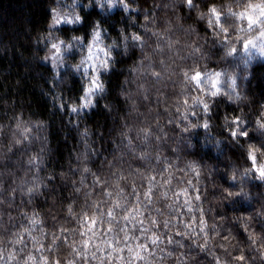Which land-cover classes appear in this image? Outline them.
Masks as SVG:
<instances>
[{
	"label": "clouds",
	"instance_id": "clouds-1",
	"mask_svg": "<svg viewBox=\"0 0 264 264\" xmlns=\"http://www.w3.org/2000/svg\"><path fill=\"white\" fill-rule=\"evenodd\" d=\"M43 7L0 11V264H264V0Z\"/></svg>",
	"mask_w": 264,
	"mask_h": 264
},
{
	"label": "trees",
	"instance_id": "trees-1",
	"mask_svg": "<svg viewBox=\"0 0 264 264\" xmlns=\"http://www.w3.org/2000/svg\"><path fill=\"white\" fill-rule=\"evenodd\" d=\"M44 0H0V11L4 14L3 23L6 25L8 20H15L17 24L20 22V16L24 13L25 8L27 11L31 12V23L33 27H36L43 20L46 19L47 11L43 7ZM97 13L93 10L88 16H86V24L84 26V30L87 28V21L90 20L92 15H96ZM67 30H65V34ZM4 61L0 59V65H2ZM15 63H19V61H15ZM13 75H15V69H13ZM2 87V86H0ZM24 95H28V86L25 84ZM33 96V103L36 104L38 102V97L35 93H31Z\"/></svg>",
	"mask_w": 264,
	"mask_h": 264
}]
</instances>
